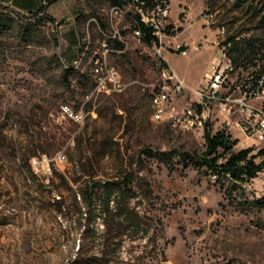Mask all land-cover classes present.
Listing matches in <instances>:
<instances>
[{
  "label": "rangeland",
  "instance_id": "1",
  "mask_svg": "<svg viewBox=\"0 0 264 264\" xmlns=\"http://www.w3.org/2000/svg\"><path fill=\"white\" fill-rule=\"evenodd\" d=\"M43 4L21 12L0 2V264H264L254 198L263 177L214 179L196 158L205 129L222 125L217 111L202 129L173 128L151 104L163 73L196 88L225 41L236 59L227 86L255 77L264 0H170L165 36L151 45L134 34L131 5ZM97 58L119 89L97 88ZM194 98L189 89L178 104ZM65 104L83 121L63 116ZM232 137L235 149H264ZM105 180L123 188L107 204L95 186L89 205L86 189Z\"/></svg>",
  "mask_w": 264,
  "mask_h": 264
},
{
  "label": "built area",
  "instance_id": "2",
  "mask_svg": "<svg viewBox=\"0 0 264 264\" xmlns=\"http://www.w3.org/2000/svg\"><path fill=\"white\" fill-rule=\"evenodd\" d=\"M127 4L133 6L135 14H138L141 21L151 28L156 38L154 43L161 41L167 27L170 0H129ZM123 7L113 6V9L118 12L122 11ZM134 34L141 38L140 29H134ZM102 42L108 49V42L106 40ZM231 47L230 41H225L217 47L218 55L210 61L201 84L196 88H189L176 73L169 75L163 73L161 91L151 96L154 116L169 121L173 128H177V125H185L192 129H202L211 111H217L216 116L222 123L219 129L228 133L232 139L239 137H232L233 131L238 130L243 132L247 139H252L256 143L264 141V104H261L264 101V62L262 61L264 58L261 60L263 63H257L255 68V71L262 69L259 76L250 75L230 87L227 86V82L234 68L229 54ZM176 50L181 54L187 53V49L182 48L181 44L176 45ZM95 80L97 88L106 92L121 87L117 71L106 67L100 58H97ZM189 89L195 93V98L180 106L178 103L181 95ZM60 108L63 116L76 122L83 121L84 116L81 111L74 110L66 104L61 105ZM59 156L63 158L65 155L59 154ZM256 177H263V180L255 194H264V173L259 171Z\"/></svg>",
  "mask_w": 264,
  "mask_h": 264
},
{
  "label": "trees",
  "instance_id": "3",
  "mask_svg": "<svg viewBox=\"0 0 264 264\" xmlns=\"http://www.w3.org/2000/svg\"><path fill=\"white\" fill-rule=\"evenodd\" d=\"M109 1L113 6L121 8L125 6L129 0ZM45 9L46 5L42 3L34 10L41 12L45 11ZM34 10H29V12ZM46 16L50 20H54V17H52L51 15ZM133 26L134 29H140L141 40L144 43L151 45L156 41L155 36L151 32V28L141 21L138 14H135L133 17ZM233 61L236 63L235 58H233ZM72 71V65L66 67L64 69V79H67ZM256 72V76H259L262 72V69ZM204 139L205 149L200 155L196 156L197 161L200 165L205 166L210 173L217 172L219 175L218 179L227 178L239 183L248 182L251 181L252 178L256 177L257 173L261 171L264 166V161H256L257 155L264 153V149H260L256 153H252V147L235 149L234 147L238 140L232 139L231 136L224 130L219 129L215 132H212L211 129L206 128L204 131ZM227 173L229 174V176H227ZM127 181H129L128 176H126L124 179L125 185H127ZM121 182L122 180H105L103 183H100V185H89V187L85 191L86 196L84 195V197L87 198V203L89 205H92L95 195L94 188L95 186H99L98 189L100 190V196L108 204L116 189L123 188L121 187ZM255 200L259 205L264 207V203L261 200Z\"/></svg>",
  "mask_w": 264,
  "mask_h": 264
},
{
  "label": "crops",
  "instance_id": "4",
  "mask_svg": "<svg viewBox=\"0 0 264 264\" xmlns=\"http://www.w3.org/2000/svg\"><path fill=\"white\" fill-rule=\"evenodd\" d=\"M0 2L4 5H8L14 9H16L17 11L27 12L29 10L36 9L39 5L44 3V0H0ZM214 51L218 55L217 49H214ZM202 80L203 79L201 78L199 85L201 84Z\"/></svg>",
  "mask_w": 264,
  "mask_h": 264
},
{
  "label": "bare ground",
  "instance_id": "5",
  "mask_svg": "<svg viewBox=\"0 0 264 264\" xmlns=\"http://www.w3.org/2000/svg\"><path fill=\"white\" fill-rule=\"evenodd\" d=\"M96 63H97V61H96ZM96 68H97V65L95 67V75H96ZM160 91H161V88L158 91H156L154 94H159ZM177 126H181L183 128H189V127H185V125H177ZM227 176H228V174H227ZM211 177L214 178V179H218L219 175L216 172L214 175H211ZM254 198L255 199H259V200H261L264 203V194H255Z\"/></svg>",
  "mask_w": 264,
  "mask_h": 264
}]
</instances>
